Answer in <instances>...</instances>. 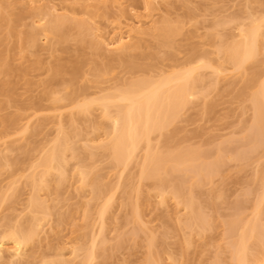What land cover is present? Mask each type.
<instances>
[{
  "label": "bare ground",
  "instance_id": "bare-ground-1",
  "mask_svg": "<svg viewBox=\"0 0 264 264\" xmlns=\"http://www.w3.org/2000/svg\"><path fill=\"white\" fill-rule=\"evenodd\" d=\"M171 4V0H0L7 33L17 34L21 53L32 48L37 62L42 61L40 54L52 55L57 43L68 38L107 60L93 67L95 79L89 85L56 92L50 107L20 113L13 130L0 133V211L6 207L14 211L12 217L3 216L7 221L0 229V264H96L128 241L138 244L142 234L145 255L139 264H264V8L250 10L246 20L238 14L215 20L207 36L213 40L219 33L220 42L212 51L193 54L168 68L136 66L131 69L142 74L110 88L100 86V79L112 72L109 62L127 57L133 61L132 53L148 46L151 38L160 46L181 31L184 19H157ZM9 7L24 15L11 19ZM100 10L109 28L97 22ZM21 24L28 29L17 31ZM229 24L232 31L223 32ZM199 30L195 28L196 33ZM24 57L21 54L20 59ZM238 82L242 87L236 97L249 103L243 104L242 114L252 111L241 136L209 147L171 145L176 124L188 109L199 108L203 115L212 112L213 92L220 94L223 85ZM82 119L89 122L88 131L79 127ZM47 123L54 124L55 135L28 163L12 156ZM106 160L108 168H98L97 163ZM232 166H250L251 174L224 214L219 202L228 197L223 183ZM7 177L10 181L2 183ZM148 181L150 189L145 191ZM21 185L29 191L19 209L12 204L21 200ZM68 190L82 200L73 210L61 211L52 195ZM151 204L165 208L170 217V231L162 236L146 219ZM117 210L126 211L122 222ZM66 223L75 229L62 234L58 226ZM128 224L132 229L123 230ZM219 226L220 237L212 242L209 233ZM81 229L83 233L71 236ZM113 230L117 233L111 235ZM167 238L173 239L170 245ZM43 241L53 250L52 257L34 262L30 248L35 243L42 247Z\"/></svg>",
  "mask_w": 264,
  "mask_h": 264
},
{
  "label": "rangeland",
  "instance_id": "rangeland-1",
  "mask_svg": "<svg viewBox=\"0 0 264 264\" xmlns=\"http://www.w3.org/2000/svg\"><path fill=\"white\" fill-rule=\"evenodd\" d=\"M63 1V0H61ZM187 1V2H186ZM172 4L168 10L159 15L157 19L167 18L175 20L177 18L184 19L186 24L181 31L171 38V42L158 45L155 39L151 40L143 48L132 53L133 61L127 57L124 61H111L108 64L112 68L110 74L104 75L100 80V86L112 87L121 84L126 78L142 74V71H137L131 68L139 67H163L168 68L171 64H175L183 59L203 51H212L214 46L219 44L220 34H215L213 40L208 39L207 33L212 31L211 24L221 18H227L229 15L238 14L241 20H246L250 10L260 11L264 8V0L256 3H245V0H171ZM189 3V4H186ZM136 6L142 10L141 3L138 1ZM11 19L22 17L18 15V10L11 7L8 8ZM99 17L97 22L109 28L108 22L101 15L103 10L98 12ZM7 15V13L5 14ZM192 17V18H191ZM113 18V17H112ZM111 18V19H112ZM24 23H29V19L23 20ZM2 43L0 44V66H3L0 71V133L7 134L13 130L14 121L22 112H30L34 107H50L52 105L51 96L56 92L71 91L83 85H89L90 80L95 79L93 75V67L104 65L107 60L96 53L87 45L79 44L75 39L68 38L57 43V49L52 55L48 53L40 54L38 58L42 59L37 62L36 55L32 54L33 49L26 47L23 53L20 52V40L15 33L8 34L9 25L2 15H0ZM28 26L19 25L16 30H27ZM199 27V32H195V28ZM194 31V32H193ZM232 31L231 25H227L223 31L229 33ZM222 32V31H220ZM43 43V41H42ZM24 46V44H23ZM26 46V44H25ZM21 54L24 58L20 59ZM171 55V59H166L167 55ZM6 63V65H5ZM5 65V66H4ZM134 70V71H133ZM88 79V80H87ZM242 87V83L238 82L233 87L223 85L220 91L213 92V101L216 102L212 112L201 113L199 108H190L186 112L182 120L177 125L171 135V145H201L209 147L217 144L223 139L230 137H239L242 135V127L244 122L250 119L251 110H247L242 114L243 104L249 105L243 99L237 98V92ZM90 90H98L96 87H91ZM45 113H52L47 110ZM4 120V118H6ZM50 121L49 118L46 119ZM79 127L89 130V122L82 119ZM55 126L52 123H47L38 135H33L29 138V145L21 142L23 148L13 153V157L29 162L33 153H36L48 139L55 135ZM92 136L94 133H90ZM90 135V136H91ZM158 139V138H157ZM209 143H211L209 145ZM85 144L79 142L82 147ZM36 148L34 151H28L29 148ZM87 162H91L87 159ZM98 168L106 170L109 166L108 160L102 163H97ZM231 174V175H230ZM229 177L224 181L223 186L228 192L226 202L220 203L222 213H228V202H231L235 196L241 192L242 188L248 182L251 174V167H235L232 166ZM8 173L3 177L6 178ZM11 177H7L2 183L10 181ZM219 180L217 179V182ZM151 181L147 182L144 190L150 189ZM1 185V184H0ZM21 200L19 203L12 204L17 208H21L25 199L28 196L29 188L21 185L20 189ZM207 192V188L202 190ZM52 197L56 198L55 202L60 206L61 211L73 210L80 204L82 198L77 196L74 191H61V194L53 193ZM0 211V229L5 225L4 215L12 217L13 209ZM125 210H117L120 215V222L123 221ZM146 219L152 220L150 226L156 229L159 236H162L165 231H170L171 220L165 208H155L153 204L148 205L146 209ZM54 219V224H56ZM221 220V219H220ZM114 224H112L113 226ZM133 224H128L123 230H131ZM62 230V234H68L69 231L75 229L72 223H66L58 226ZM223 230L222 226L211 231L212 242H217L220 233ZM121 231V230H120ZM84 232V229L77 230L71 236H77ZM112 231L111 235L116 234ZM138 244L133 241H128L125 247L114 251V254L108 258L99 257L96 264H139L145 255V247L143 244V234L136 239ZM81 239L79 240V242ZM173 241L172 238H167V243ZM51 241L49 245H53ZM42 247H37V243L30 248L34 251L35 260L39 262L43 256L52 257L53 250L43 241ZM172 246V244H171ZM39 264V263H38Z\"/></svg>",
  "mask_w": 264,
  "mask_h": 264
}]
</instances>
